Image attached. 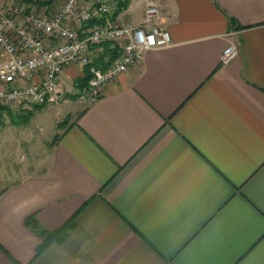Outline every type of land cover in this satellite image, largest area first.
<instances>
[{"label": "crops", "instance_id": "crops-1", "mask_svg": "<svg viewBox=\"0 0 264 264\" xmlns=\"http://www.w3.org/2000/svg\"><path fill=\"white\" fill-rule=\"evenodd\" d=\"M148 3L171 44L95 102L18 104V123L0 109L12 133L52 137L41 166L0 184V264H264V0H130L111 23L139 24ZM83 73L65 67L61 91ZM31 217L70 225L41 248Z\"/></svg>", "mask_w": 264, "mask_h": 264}, {"label": "built area", "instance_id": "built-area-1", "mask_svg": "<svg viewBox=\"0 0 264 264\" xmlns=\"http://www.w3.org/2000/svg\"><path fill=\"white\" fill-rule=\"evenodd\" d=\"M27 1L10 0L0 7V108L57 104L63 99L60 83L65 67L89 66L102 44H117L120 55L104 71L91 68L93 75L79 95L80 101L93 103L106 84L141 62L146 52L171 44L153 3L146 5L139 24L86 27L111 11L108 0H63L52 14L37 8L52 0ZM237 55L238 47L229 44L221 64Z\"/></svg>", "mask_w": 264, "mask_h": 264}, {"label": "rangeland", "instance_id": "rangeland-1", "mask_svg": "<svg viewBox=\"0 0 264 264\" xmlns=\"http://www.w3.org/2000/svg\"><path fill=\"white\" fill-rule=\"evenodd\" d=\"M85 87L86 85L82 89L78 88V91L73 95H65L63 92V98L69 97L68 101L72 105H75L74 101L78 104H87L79 100V95ZM29 107L32 109L34 108L31 106ZM38 108L41 107H36L35 109ZM0 109H10L11 114L16 113V111L11 108ZM1 112L5 115L2 118L0 117V184L13 179L15 175L22 172L25 167L35 170L37 167L41 166L46 150L51 146L50 141L52 139V137L48 136L43 139L42 135L39 136L33 127L31 128L32 133L29 136L28 133L23 134L28 128L19 127L16 129L18 133H12L13 126L11 114H6L4 111ZM67 118L65 120L63 119L64 124L67 122ZM22 120L23 117L20 118L14 114V123H18ZM33 123H37L36 118H33L30 122V124ZM20 130L22 131L20 132Z\"/></svg>", "mask_w": 264, "mask_h": 264}, {"label": "trees", "instance_id": "trees-1", "mask_svg": "<svg viewBox=\"0 0 264 264\" xmlns=\"http://www.w3.org/2000/svg\"><path fill=\"white\" fill-rule=\"evenodd\" d=\"M27 2V0H23ZM130 0H112V9L109 13L104 14L102 16L93 18L86 27H94L105 25L107 23L114 22L116 17L122 11L126 10L128 7ZM101 51L97 54L96 57L92 59V62L89 66L84 67V75L83 78L77 80L75 83L76 88H83L87 82L89 81L90 77L93 75L91 68L98 69L100 71L106 70L109 65L120 55V48L117 44L112 43H104L100 46ZM26 224L34 230L40 238H42L41 248L46 246L49 242L60 239L62 235L66 234V230L69 227V223L60 228L58 232H49L43 229L38 222L35 220L34 217L26 219Z\"/></svg>", "mask_w": 264, "mask_h": 264}]
</instances>
